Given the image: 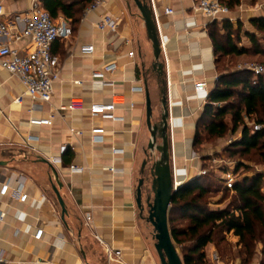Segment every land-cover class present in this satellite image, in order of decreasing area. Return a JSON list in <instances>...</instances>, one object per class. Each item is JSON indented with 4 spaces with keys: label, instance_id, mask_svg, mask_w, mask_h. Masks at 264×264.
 <instances>
[{
    "label": "crops",
    "instance_id": "obj_1",
    "mask_svg": "<svg viewBox=\"0 0 264 264\" xmlns=\"http://www.w3.org/2000/svg\"><path fill=\"white\" fill-rule=\"evenodd\" d=\"M146 1L150 5L154 1L158 33L165 43L163 73L153 68L152 42L134 0H103L96 9L90 5L76 24L62 13L55 18L69 21L74 33L52 45V53L59 58L60 77L50 102L33 100L20 79L0 65V162H4L0 165V190L5 183L12 188L22 183L29 195L21 202L11 190L6 196L0 194V210L5 213L0 222V254L5 264H161L154 227L136 201L151 139L146 81L155 117L158 96L167 89L171 163L177 180L187 183L199 177L205 163L214 166L212 158L194 151L197 123L220 76L209 24L217 21L222 28L224 21L230 20L235 29L241 24L236 34L238 46L250 48L248 33L264 36L251 23L256 17H264V5L248 8L242 4L223 19L212 21L195 9L198 0ZM0 2L6 18L15 19L22 17L32 0ZM167 9L174 12L169 14ZM105 14L118 18L117 33L97 28ZM82 45H93L94 52L82 54ZM11 46L20 55L35 49L30 38L11 42ZM250 57L232 58L230 64L235 65L231 70L246 69ZM109 64L117 66L107 75L110 83L92 78L94 71ZM202 79L208 88L196 92L194 83ZM114 98L120 100L114 118L90 114L91 104L110 103ZM74 99L83 100L86 108L59 111ZM51 114L52 125L30 123L32 118ZM254 117L244 115L249 121ZM93 127L105 129L102 142L94 141ZM30 136L35 140L28 143ZM241 137L239 131L229 143ZM63 145L67 149L61 153ZM57 157L61 160L54 161ZM71 166L82 171H72ZM225 166L215 170L221 180L229 168ZM230 166L238 171L239 165ZM111 167L116 171L109 170ZM260 172L264 173V168L251 175ZM55 187L65 203V215ZM87 213L91 215L89 223ZM39 228L43 236L35 239ZM109 249L120 251V255L109 254ZM205 250L208 264H224L214 244Z\"/></svg>",
    "mask_w": 264,
    "mask_h": 264
},
{
    "label": "trees",
    "instance_id": "obj_2",
    "mask_svg": "<svg viewBox=\"0 0 264 264\" xmlns=\"http://www.w3.org/2000/svg\"><path fill=\"white\" fill-rule=\"evenodd\" d=\"M43 7L53 19L60 13L71 20L79 22L80 17L93 0H41ZM242 0H222L230 10H234ZM258 32L264 34V17L251 20ZM71 24V25H72ZM73 27V26H72ZM241 24L235 29L230 20L222 28L217 21L209 24L210 36L213 39L220 76L208 97L204 112L197 123L194 147L205 139L221 138L230 131L236 134L241 131L242 137L225 148L230 158L243 159L251 152L258 153L264 162V127L261 130L245 122L244 115L255 116L254 123L264 125V74L255 75L250 69L231 70L230 65H221L225 58L229 64L235 56L249 55L264 58V36L248 33L252 42L250 48L239 47L237 37ZM74 30V29H73ZM224 30L225 33H221ZM264 65V64H263ZM264 173L244 177L232 190L233 196L228 206L214 209L209 206L212 191L221 185L207 181L206 175L184 184L175 193L169 211V226L172 238L181 250L184 264H208L206 246L214 244L218 258L220 245L225 242V235L232 233L238 238L241 246L239 255L246 258L253 255L258 241L264 242ZM186 223L176 225V218ZM229 245V244H228ZM228 249V247H225ZM219 251V252H218Z\"/></svg>",
    "mask_w": 264,
    "mask_h": 264
},
{
    "label": "built area",
    "instance_id": "obj_3",
    "mask_svg": "<svg viewBox=\"0 0 264 264\" xmlns=\"http://www.w3.org/2000/svg\"><path fill=\"white\" fill-rule=\"evenodd\" d=\"M103 0H94L91 4V9H96ZM152 10L154 19L157 20L156 8L154 1H152ZM195 9L206 16L208 19L220 20L230 14V8L222 2V0H198ZM167 13L172 14V9H167ZM21 23L22 26L19 24ZM157 23V22H156ZM97 28L100 31H118V18L105 14L97 23ZM74 33L73 27L69 21L63 19L56 21L52 18L50 13L43 7L41 0H32L30 7L24 12L22 17L15 19L6 18V12L3 4L0 2V65L7 69L12 74L16 75L20 81L25 85L27 93L33 100L50 102L54 95L55 82L60 77L59 58L52 53V45L57 40L68 39ZM24 38H30L35 44V49L25 55H20L18 51L11 46V42L20 41ZM162 52L165 53V43L160 40ZM82 54H92L94 52L93 45H82ZM134 56V51L129 53ZM117 68L116 64H109L101 70H96L92 74L94 80H99L104 83L107 81V75L112 73ZM246 69H250L255 75L264 74V65L249 64ZM208 83L202 79L194 83L196 92L207 90ZM120 102L119 98H114L110 103H93L88 107L92 116H101L105 118H114L113 112L116 105ZM86 108L85 102L81 99L72 100L69 105H64L59 108V111H77ZM54 115L51 114L47 118H32L30 123L32 125H52ZM171 119V118H170ZM246 123L254 128V130H261L264 125L251 123L248 118H245ZM105 129L103 127H93L91 134L96 142L103 141ZM35 140V137H28L27 142ZM67 149V145L61 147V153ZM116 151V150H115ZM60 161V158L53 159ZM218 162V160H214ZM228 169L223 172V187L224 189L232 190L235 184L240 180L238 171L230 165L233 162L226 163ZM72 171H82L77 166H71ZM109 170L116 171L114 167ZM208 170L202 169L199 172L200 176L207 175ZM174 175V188H177L182 181L177 180ZM254 176V175H252ZM246 177H249L246 176ZM251 177V176H250ZM10 190L15 195H19L21 202H26L29 195L24 192V186L19 183L16 187H11L9 183L2 185L0 194L6 196ZM5 213L0 210V222L4 221ZM86 221H91V215L86 214ZM43 229L39 228L34 234L35 239H41L43 236ZM99 240V237L97 236ZM120 255V251H113L109 249V254ZM217 256H215L216 258ZM0 264H5L3 254H0Z\"/></svg>",
    "mask_w": 264,
    "mask_h": 264
},
{
    "label": "water",
    "instance_id": "obj_4",
    "mask_svg": "<svg viewBox=\"0 0 264 264\" xmlns=\"http://www.w3.org/2000/svg\"><path fill=\"white\" fill-rule=\"evenodd\" d=\"M139 8L141 15L145 21L147 33L149 39L152 42L153 53L155 57V63L153 68L159 70L160 73L164 72V64L161 61L162 48L160 43V36L156 21L154 19V13L150 4L146 0H134ZM146 83V108H147V126L150 132V142L148 146V156L151 160L150 176L151 192L153 193V199L147 198V205L143 204V188L145 185V177L143 176L139 180L137 188V205L142 213L147 210L146 220L149 221L155 230L156 250L158 252L161 264H184L183 259L179 253L170 231L169 226V211L175 193L181 188L185 182H182L177 188H174V175L171 163V142L169 134V118L170 110L168 105L167 89H162V107L163 112L158 121H154V109L152 105L151 93ZM161 141V143H160ZM155 152L160 154V157L156 159L154 157ZM4 162H0L3 165ZM148 164L146 159L142 166V174L145 173V168ZM59 183V182H58ZM59 185H61L59 183ZM55 192L59 198L60 205L62 207L63 215L67 210L65 203L60 196L58 189L55 187Z\"/></svg>",
    "mask_w": 264,
    "mask_h": 264
},
{
    "label": "rangeland",
    "instance_id": "obj_5",
    "mask_svg": "<svg viewBox=\"0 0 264 264\" xmlns=\"http://www.w3.org/2000/svg\"><path fill=\"white\" fill-rule=\"evenodd\" d=\"M245 4L248 8L256 7L257 5H264V0H242L241 4ZM240 5L234 9L236 11ZM264 9V7H263ZM245 28V23L242 22V29ZM230 65L234 66V64H229V58H225L224 61L221 63V65ZM248 64H264V58L262 57H250V61ZM161 97L158 96L157 100V106L158 110L156 111V117H155V111H154V118H157L156 120H159L161 117V114L163 112V107L161 104ZM255 118V117H254ZM250 122H254V120L250 119ZM238 133V132H237ZM236 133V134H237ZM236 134H232L231 131L224 137L221 138H212V139H205L202 144H199L194 148V151L197 153H200L202 155H206L207 157H210L213 159L211 166L209 163H205V168L208 170V173L206 175L207 181H210L211 183H215L216 186L221 185L220 182L216 181L219 179L218 174L216 173V169L220 165H226V163L233 162L236 164V167L239 165V168H237L239 173V178L242 180L245 175L252 176L251 173L256 172L259 168H264V162L258 155V153H255L254 151L251 152L250 155L243 156V159L234 157L230 158L229 154L225 152V148L229 147L231 143H229V139L234 137ZM154 157L158 159L160 157V154L158 152H155ZM148 160V164L145 169L144 177H145V185L143 188V204L147 205V198L151 197L153 199V193L151 192V181L152 177L150 176V167H151V160L149 158H146ZM214 159L218 160L217 163L214 162ZM219 164V165H218ZM243 165V166H242ZM240 166H242V169L240 170ZM263 192H264V180H263ZM233 196V192L227 191L224 189L223 185H221L219 188H217L216 191H212L209 195L210 197V203L209 206L214 209L218 208H224L228 206L230 203V200ZM146 208V213H147ZM186 223V221L181 219L180 217L176 218V225H182ZM226 240L220 245V252L219 255L221 256V260L224 264H235L237 259L239 258L241 260V264H243V259L245 256H240L239 251L241 249L240 245H237V239L232 233H228L225 235ZM229 244V245H228ZM178 247V246H177ZM225 247H228V249H225ZM179 248V247H178ZM247 264H264V242L258 241L256 243V246L253 250V255L246 258Z\"/></svg>",
    "mask_w": 264,
    "mask_h": 264
}]
</instances>
